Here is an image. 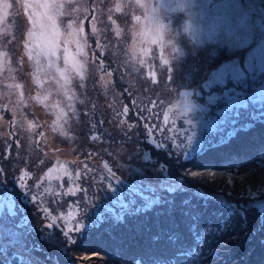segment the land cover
<instances>
[{"label": "rangeland", "instance_id": "obj_1", "mask_svg": "<svg viewBox=\"0 0 264 264\" xmlns=\"http://www.w3.org/2000/svg\"><path fill=\"white\" fill-rule=\"evenodd\" d=\"M206 2L198 0L199 4ZM230 2L242 6V14L249 17L246 30L252 35L251 43L231 51L226 46L222 47L223 36L210 40L201 32L194 39L191 34L185 33L183 26L186 20L191 19L194 24L205 28L207 22L201 21L198 15L173 11L175 0H0V195L9 201H16L11 209L0 205V225L19 233L16 244L8 243L0 235V264H130L118 257L120 248L126 253L142 247L146 251L140 253H146L149 250L156 252L171 243L177 244L179 249L160 258L162 261L152 258L134 264H264V208L261 207L264 205V193L252 198L241 197L237 186L233 195L228 196L226 192H219L218 187L197 183L183 175L186 169L218 173L239 171L244 175L247 169L255 168L252 190L260 187L259 177L264 174L260 166L264 164V154L253 161L250 159L252 163L248 165L223 170L210 169L214 167H208L205 158L210 149L264 127V98L253 97L246 108L233 110L225 123L214 128L209 127V122L219 119L216 112L222 105L214 106L209 112L190 114L188 118L194 128L177 121L181 130L187 129L188 134L195 132L203 147L201 155L192 158L180 155L178 161L176 155L169 157L165 150L154 145H140L150 151L153 159L167 165L171 180L182 181L187 188V191H177L184 193L185 198L160 192L168 204H176L174 214H167L173 224L171 228H160L153 222L148 225L146 216V228L140 227L139 232L122 231L123 227L131 224L122 225V222L132 219L133 215L134 218H144L146 214H137L135 208L122 212L119 199L113 195L120 185L115 180L102 179L105 175L103 170L90 173L87 180L76 178L77 171L84 167L81 161H87L89 167H100L102 161L99 157L88 159L86 156L87 152H99L100 145L85 138L87 129L78 121L63 126L68 136L78 137L75 141L61 135L59 127L53 130L58 111L54 106L65 101L56 83L59 78L57 67L62 71L71 65L72 60H82L80 47L85 41L88 46L84 47V51L88 58L96 56V60L88 65L87 88L83 90L92 103L87 106L77 104V108L88 112L92 120L103 121L100 127L111 131L115 138H119V131L108 123L113 115L108 105L115 102L114 96L116 100L129 103L127 94H118L127 87L126 82L137 75L134 69L139 65L135 57L146 48L155 52L163 43L164 53L168 55L171 52L168 42L171 41L186 52L179 61L172 60L171 80L161 79L160 85L152 86L159 92L166 85L167 91L162 93V98L166 104L170 102L177 107L181 106L183 99L180 93L197 88L206 78V71L221 62L239 59L243 63L250 57L253 64H264V0ZM4 3L10 7L4 8ZM221 3L223 0H212L208 8L210 10L213 5ZM193 11L198 12L199 9ZM211 17L209 11L208 20ZM93 27L96 28L95 33ZM97 40L107 45L103 55L97 48ZM154 40L156 44L152 43ZM53 44L59 59L44 55ZM65 48L68 50L66 54ZM213 49L221 51V55L209 64L208 53ZM65 55L69 58L67 66L63 62ZM100 63L104 64L106 71L114 70L113 85L109 86L111 91L100 86ZM189 74L191 80L187 79ZM249 84L248 95L253 96L260 82L249 81ZM195 99L203 102L202 98ZM237 111L238 115L235 114ZM140 132L143 133L142 128ZM250 142L256 143L257 139L252 138ZM103 147H108L107 143ZM125 147L128 153L137 147L135 136ZM105 159L114 166L111 158ZM131 163L139 166L136 160ZM151 167L155 165H149ZM49 169L53 171L49 172ZM64 169L70 176L65 174ZM117 175L128 183L139 179L129 175L125 169H119ZM21 176H24V188L20 186ZM146 178L148 182L155 183L163 177L147 170ZM77 184L85 191L63 195ZM197 189L212 197L222 196L235 208L247 206L252 212L206 214L212 202L220 206L222 203L214 198L208 201L211 204L202 206L205 201L195 195ZM185 200H190L186 206L191 212L199 214L197 233L209 225L216 229L204 236L198 259L186 254L194 246V238L191 232L192 214H181L185 212ZM161 203L167 207L166 202ZM43 206L48 210L47 218ZM234 209L228 210L233 212ZM68 211L78 213L72 224H65L61 218ZM114 226L115 230L121 231H111ZM76 227H79L78 231ZM69 229H72L69 235L74 242H69L64 236V231ZM251 233H254L255 241L246 238ZM173 234L179 237L175 242L169 239Z\"/></svg>", "mask_w": 264, "mask_h": 264}, {"label": "snow or ice", "instance_id": "obj_2", "mask_svg": "<svg viewBox=\"0 0 264 264\" xmlns=\"http://www.w3.org/2000/svg\"><path fill=\"white\" fill-rule=\"evenodd\" d=\"M211 2L212 0H207L206 3L199 4L198 0H175L173 11L187 13L189 16L198 15L201 21L207 22V27L205 28L203 25L198 26L194 24L191 19L186 20L183 31L191 34L194 39L201 32L210 40L223 36L222 47L226 46L230 51L242 49L251 43L252 35L246 30L249 17L247 14H242V6L239 3L233 4L230 0H223V3L213 5L209 10L208 5ZM139 6L143 7V5ZM3 7L9 8L10 5L4 3ZM194 9H199V11L194 12ZM209 11L212 13L211 20H208ZM136 19L139 18L136 17ZM92 31L95 33L96 28L93 27ZM116 35L119 36V32ZM198 42L202 43L201 41ZM152 43L156 44L157 41L154 40ZM87 46V41H85L84 46L80 47L82 60H72L71 65L65 67L62 71L57 67L59 78L56 83L58 91L65 97V101H60L54 106L58 108V111L56 112V120L53 122V130L59 127L61 135H64L71 141H75L78 137L75 135L68 136L63 126L78 121L86 127L85 138L93 144L100 145L99 152H87L86 156L88 159L99 157L102 163L97 168L95 166L89 167L87 161H81L84 167L77 171L76 178L87 180L90 173L94 174L96 171L103 170L105 175L102 179L115 180L120 185V188L113 195L119 199L120 207L124 211L135 208L136 212H141L151 208L155 204H160L162 202L160 192L176 193L177 191H187L182 181L170 179L167 174V165L153 159L150 151L142 148L141 144L147 143L154 145L156 148L163 149L169 157L176 155V159L179 161L180 155L187 158L192 152L199 151L200 145L197 142L195 132L188 134L187 129L181 130L177 127V121L194 128L195 125L188 118L190 114L209 112L214 106L222 105L216 112V116L219 119L209 122V127L214 128L217 124L225 123L229 113H233V110L246 108L248 101L253 99V97L264 98V64H253L249 57L243 63L239 59H231L207 70L206 78L197 88L180 93L183 98L180 107L172 105L170 102L166 104L162 98V93L167 91L166 85L159 92L152 86L160 85L161 79L171 80L170 65L172 60L179 61L185 57L186 52L183 48L169 41L168 46L171 52L166 55L164 53V44L161 43L158 51L154 52L152 48H146L140 55L135 57V61L139 65V67L134 69L137 75L133 79L128 80L126 82L127 87L118 94L120 96L127 94L129 103L125 104L116 100L114 96L115 102L108 105L113 112L112 118L108 123L112 128L119 131V138H115L111 131L100 127L104 123L103 121H94L88 112H81L77 108V104L87 106V104L92 103L87 100L83 90L87 88L88 65L96 60V56L93 55L91 59L88 58L87 52L84 51V47ZM97 48L100 49L101 55H103V51L107 48V45L97 40ZM67 51V48H65V54ZM44 55L59 59L56 45L53 44L49 47L44 52ZM220 55L221 51L211 50L208 53L210 58L208 63H213ZM63 62L66 66L69 65L67 55L64 56ZM98 71L101 73L99 77L100 86L111 91L112 89L109 86L113 85L114 70L106 71L104 64L100 63ZM195 71H199V69H195ZM187 79H192L191 74H189ZM258 80L260 86L254 90L253 96H249L247 91L250 87L249 81L256 82ZM95 86L94 84L93 87ZM135 93H139V95H135ZM153 96L156 99H153ZM195 98H202L203 102H197ZM95 107L96 105L93 104V108ZM235 114L238 115V111ZM80 117H84L85 119L81 120ZM141 128L143 129L142 134L140 132ZM134 136L137 141V147L131 153H128L125 145ZM177 137H182V139L178 140ZM105 143H107L108 147H103ZM105 157L111 158L114 166ZM133 160H136L139 166H133L131 163ZM149 165H155V167L149 168ZM260 167L264 169V164H261ZM119 169H125L129 175L138 176L139 179H135L131 183L125 182L117 175ZM147 170H151L163 178L155 183L148 182L146 178ZM52 171L53 169H49V172ZM64 171L65 174L70 176L67 169H64ZM255 173V168L247 169L244 175L240 174L239 171L235 173L231 171L218 173L212 170L192 171L186 169L183 175L193 178L197 183L218 187L219 192H226L228 196H232L238 186L240 189L239 196L252 198L260 193H264V174H261L259 177L260 187L255 191L252 190V178L255 177ZM19 181L20 186L24 188V176H21ZM109 187H111V184H109ZM45 191H49V189H45ZM78 191H85V189L77 184L75 188H69L63 195H75ZM195 195L205 202L215 198L223 205L235 208L233 204L222 196L212 197L200 189H197ZM184 204L189 205L190 200H185ZM261 207L264 208V205ZM44 212L47 218V209H44ZM119 218L117 217V219ZM191 220L193 221L191 232L194 238V246L188 249L186 254L189 257L198 259L201 255L202 249L200 246L203 243L204 236L212 231H216V229H213L209 225L197 233L199 214L193 213ZM65 224H67V221H65ZM71 230L64 231V236L69 242H74L69 235ZM75 230L78 231L79 227H76ZM0 235L5 237L10 244L18 242L19 233L12 231L10 227L0 225ZM169 239L175 242L179 237L173 234Z\"/></svg>", "mask_w": 264, "mask_h": 264}, {"label": "trees", "instance_id": "obj_3", "mask_svg": "<svg viewBox=\"0 0 264 264\" xmlns=\"http://www.w3.org/2000/svg\"><path fill=\"white\" fill-rule=\"evenodd\" d=\"M253 132H255V133H253ZM249 133L250 134L252 133V134L249 135ZM190 134H192V133H190ZM252 138H256L257 142L251 143L250 139H252ZM196 139L200 145L201 142L199 141L198 138H196ZM202 149H203V147L201 148V145H200V150L196 151V152H192V154L188 157L192 158L195 155H199L202 152ZM210 150H211L210 154L205 158L207 166L208 167H214V168H210V169L222 168V170H223L226 168H232V167L239 168L241 166L248 165V164L252 163L250 161H253L254 158L264 154V127L258 131L252 130L251 132H248L247 135H245L244 137H242L241 135L236 136V137L232 138L230 141L226 142L225 144H221L220 147L213 148ZM243 155H245V156H243ZM168 195H172L174 197L181 196V197L185 198L184 193H180V192L170 193ZM161 199L163 202H166L167 207H163V203H160L158 206L154 205L150 209H147V210L141 211V212H137V214H146V215H144V218H134L135 215H133L132 219H129L126 222H122V225L124 223H131L130 226L123 227L122 231L131 230L133 232H139L138 229L140 227L146 228L149 225V222L150 223L153 222L155 225H157L160 228L165 227V226H169L171 228V226H173V224H172L171 220L168 219L167 214H174L172 212L174 211L173 209L175 208L176 204L175 203H173V204L169 203L168 204V201H165L162 198V196H161ZM208 201L211 202V200H208ZM208 201L203 202L202 206L205 207L207 204H211ZM262 201H264V200L262 199ZM15 203H16V201H12V200L9 201L8 198H2V196L0 195V205L4 206L5 209H11L12 205ZM213 204H216V205H213ZM42 208H43V210L46 209L44 206ZM184 208H185L184 209L185 212H183L181 214H193L191 212L189 206L185 205ZM228 209H229V207H227L223 204L220 206L219 204H217V202L214 201V202H212L211 209L206 210V212H207L206 214H219V213H221V214H242V213L248 214L249 211L252 212L250 209L248 210L247 206H245L243 209L239 208V206H238L237 208H235L233 210V212L229 211ZM122 212H124L123 209H122ZM47 213H48V210H47ZM76 214H78V213H76ZM76 214H73L72 211H68L66 214H63V216L61 218H62L64 223H65V221H67L68 223L72 224L73 220L76 219V217H75ZM131 214H134V213H131ZM257 214H259V213H257ZM146 216H147V220H148V225L145 226ZM115 227L116 226L111 227L110 230L111 231H121L120 229L115 230L116 229ZM125 232H127V231H125ZM124 233H122V236L124 235ZM142 234H145V233H142ZM119 235L121 237V232L119 233ZM253 235H254V233H251L246 238H248V239L250 238V239H253L255 241L256 239L253 237ZM246 238H243V239L245 240ZM257 243H259V242L257 241ZM120 249H121V251H119L118 257H120L121 259L123 258L124 260L130 262V264H134L137 262H140V263L145 262L148 259H152V258H156L158 260H161L160 258H162L163 256H167L170 252H173V251L179 249V247L177 244L171 243V244H168L165 248L163 247L162 249L157 250L156 252L149 250L146 253H140L141 251H146V250H144L146 248H142V247H136L132 251H128L126 253H124L122 248H120ZM122 252L124 254H122ZM259 259H260V257H259Z\"/></svg>", "mask_w": 264, "mask_h": 264}]
</instances>
